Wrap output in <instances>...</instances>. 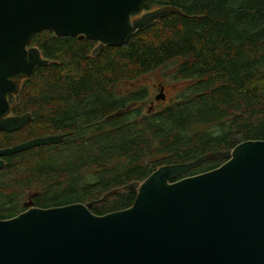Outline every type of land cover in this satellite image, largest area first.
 <instances>
[{
    "label": "trees",
    "instance_id": "trees-1",
    "mask_svg": "<svg viewBox=\"0 0 264 264\" xmlns=\"http://www.w3.org/2000/svg\"><path fill=\"white\" fill-rule=\"evenodd\" d=\"M153 5L181 13H169L96 55L94 39L50 30L32 35L28 45L47 63L8 97L11 113L30 112L31 120L0 131V147L40 135L64 137L4 157L0 219L27 209L22 203L32 191L36 207L93 201L89 209L96 215L124 209L135 193L123 186L161 165L264 140V0H144L139 11ZM166 67L183 81L179 97L142 114L136 103L147 88L131 85ZM226 160L208 158L174 180Z\"/></svg>",
    "mask_w": 264,
    "mask_h": 264
},
{
    "label": "water",
    "instance_id": "water-1",
    "mask_svg": "<svg viewBox=\"0 0 264 264\" xmlns=\"http://www.w3.org/2000/svg\"><path fill=\"white\" fill-rule=\"evenodd\" d=\"M143 1L0 0V131L31 120L30 112L12 114L8 97L47 63L28 45L35 32L94 39L96 55L169 13H181L163 5L134 19ZM63 137L40 135L0 147V169L4 156ZM220 157L227 160L174 180ZM123 190L135 193L133 203L103 215L90 211L93 201L36 207L37 192L28 193L22 203L27 209L0 219V264H264V140L161 165Z\"/></svg>",
    "mask_w": 264,
    "mask_h": 264
},
{
    "label": "rangeland",
    "instance_id": "rangeland-1",
    "mask_svg": "<svg viewBox=\"0 0 264 264\" xmlns=\"http://www.w3.org/2000/svg\"><path fill=\"white\" fill-rule=\"evenodd\" d=\"M161 6H163V5H153L152 8L161 7ZM97 45H98V42H96L95 47ZM66 69H68L69 71H71L73 73L76 72L75 67H73L72 65L66 66ZM170 70H171L170 67H166L165 69H162V68L155 69L151 73H149L148 75L139 79V80H141L140 82H137V81L135 82V83H143L144 82V85H146V87H148L147 88L148 97H152L154 92H155L153 90V88L151 87L152 81H156V82L161 81L162 83H164L166 85V91H167L168 99L163 104L156 107L157 108L156 110L160 109L161 106H163L167 103H170L171 101H174L175 99H177L179 97L180 92H181V89H182L181 86H182L183 82H178L176 79H173V77H171L168 74L170 72ZM126 85L127 84H125L124 86H126ZM131 87H132L131 89H137V87H139V86H137V84H136L135 86L131 85ZM147 101H148V98L145 99L144 101H138L137 102L136 106H138V107L140 106L142 114H146ZM155 158H156V156L152 155V156L147 157L144 161H145V163H150ZM24 199H25V197H24Z\"/></svg>",
    "mask_w": 264,
    "mask_h": 264
},
{
    "label": "flooded vegetation",
    "instance_id": "flooded-vegetation-1",
    "mask_svg": "<svg viewBox=\"0 0 264 264\" xmlns=\"http://www.w3.org/2000/svg\"><path fill=\"white\" fill-rule=\"evenodd\" d=\"M153 7V6H152ZM150 8L148 10H151L153 8ZM148 10H141V11H137L136 13H134L132 15V17L134 19H136L137 17H139L142 13H144L145 11H148ZM97 42V41H96ZM178 82H183L181 80H177ZM137 86H142L144 83H136ZM134 84V86L136 85ZM146 87V85H145ZM151 87L153 88V90L155 91L153 96L152 97H148V94L145 98L141 99L140 101H144L145 99L148 98V101H147V110H146V114L147 113H153V112H156V111H159L161 110L162 108H165L169 103L161 106L160 109L156 110L158 106H160L161 104H163L165 101H167L168 99V96H167V91H166V85L164 83H162L161 81H152V85ZM148 88V87H146ZM137 105V103H136ZM140 108V106H139ZM11 114V113H10ZM5 157V156H4ZM3 157V159H4ZM5 161V160H4Z\"/></svg>",
    "mask_w": 264,
    "mask_h": 264
}]
</instances>
